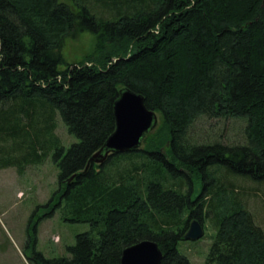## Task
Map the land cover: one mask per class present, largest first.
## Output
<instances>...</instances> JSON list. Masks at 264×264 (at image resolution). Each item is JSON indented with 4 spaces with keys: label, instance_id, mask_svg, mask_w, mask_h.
Wrapping results in <instances>:
<instances>
[{
    "label": "trees",
    "instance_id": "1",
    "mask_svg": "<svg viewBox=\"0 0 264 264\" xmlns=\"http://www.w3.org/2000/svg\"><path fill=\"white\" fill-rule=\"evenodd\" d=\"M81 33L93 50L65 64ZM123 89L160 122L135 151L90 161ZM57 114L77 140L67 149ZM202 117L245 122L244 143L192 144ZM49 157L57 189L43 217L59 208L89 230L69 256L33 249L30 264H120L146 240L160 264H191L178 246L205 219L214 235L202 264H264V232L233 183L264 186V0H0V170Z\"/></svg>",
    "mask_w": 264,
    "mask_h": 264
},
{
    "label": "rangeland",
    "instance_id": "2",
    "mask_svg": "<svg viewBox=\"0 0 264 264\" xmlns=\"http://www.w3.org/2000/svg\"><path fill=\"white\" fill-rule=\"evenodd\" d=\"M94 43L89 33L68 39L62 50L65 64L82 61L93 50ZM156 116L157 124L150 132L160 122ZM245 125L239 120L202 117L192 124L187 138L194 145L213 142L240 145L244 143ZM55 134L64 149L77 141L68 133L58 114ZM57 174L51 157L40 165L26 166L21 174L16 168L0 170V264H30L33 249L46 258L69 256L67 247L74 245L77 235L89 230L87 224L66 222L59 208L52 217H43L49 212V200L57 189ZM233 183L255 225L264 232V186L239 179ZM202 228L201 239L183 241L178 246L191 264L204 262L212 242L214 229L209 219H205Z\"/></svg>",
    "mask_w": 264,
    "mask_h": 264
},
{
    "label": "water",
    "instance_id": "3",
    "mask_svg": "<svg viewBox=\"0 0 264 264\" xmlns=\"http://www.w3.org/2000/svg\"><path fill=\"white\" fill-rule=\"evenodd\" d=\"M115 120L114 132L105 142L104 149L96 157L105 158L109 154H124L139 148L143 138L156 126L157 116L145 107L141 95L129 89L119 92L113 106ZM203 237V228L193 221L184 236L185 241H197ZM162 253L156 243L142 241L126 248L121 255L120 264H160Z\"/></svg>",
    "mask_w": 264,
    "mask_h": 264
}]
</instances>
